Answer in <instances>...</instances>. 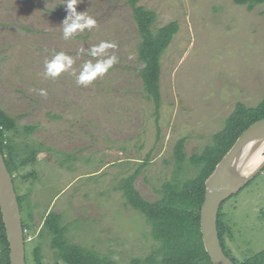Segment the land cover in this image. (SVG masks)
<instances>
[{
	"label": "rangeland",
	"instance_id": "obj_1",
	"mask_svg": "<svg viewBox=\"0 0 264 264\" xmlns=\"http://www.w3.org/2000/svg\"><path fill=\"white\" fill-rule=\"evenodd\" d=\"M75 2L96 25L64 39L68 0H0V109L18 125L8 141L22 157L27 149L40 151L14 182L30 227L26 257L35 264L39 248L43 264H55L44 224L57 213L70 242L116 264H159L152 225L127 204L122 186L136 176L143 199H161L164 184L198 175L191 158L214 143L238 103L255 108L264 100V4L249 10L234 0H141L157 14L154 32L179 24L161 58L157 110L144 89L129 0ZM101 42L116 47L91 56ZM59 52L73 58L72 67L46 77L45 62ZM111 55L118 61L105 74L87 86L76 83L86 62ZM223 214L233 258L243 262L264 250V170L226 201Z\"/></svg>",
	"mask_w": 264,
	"mask_h": 264
},
{
	"label": "trees",
	"instance_id": "obj_2",
	"mask_svg": "<svg viewBox=\"0 0 264 264\" xmlns=\"http://www.w3.org/2000/svg\"><path fill=\"white\" fill-rule=\"evenodd\" d=\"M140 1L129 0L141 38L139 60L144 66L141 76L145 92L154 100L158 110L161 102V58L179 32V24L171 22L154 32L153 27L157 21V14L140 5ZM234 3L253 10L256 6L264 4V0H234ZM262 119H264V100L255 108L238 103L233 114L227 119L225 127L214 136V143L201 154L191 158V163L198 169V175L182 184L179 182L164 184L163 196L156 202L143 199L134 188L133 181L136 176L124 182L122 188L127 204L148 218L152 225L153 236L161 244V249L157 254H163V259L159 264H212L201 234V210L205 200L206 181L243 132ZM17 128L16 120L0 109V149L8 170L14 177V182L15 175L20 168L31 163L36 164L40 153L39 150L29 151L27 149L25 150L26 157H22L21 153L9 144L8 136L17 131ZM27 131L31 132L32 129L28 128ZM184 148V141H180L176 146V158L180 166L186 159ZM29 176L31 175L24 176L23 179ZM18 200L22 210L24 198L18 196ZM224 204L219 212L218 230L225 254L235 264H264V250L248 257L243 262L231 256L225 242V236L230 233L231 228L224 221ZM23 223L26 239L30 227L26 221L23 220ZM44 226L53 235L52 248L56 250L57 257L55 264H116L94 249L70 242L66 237L67 229L61 226L60 214H49ZM151 259L152 257L148 260ZM26 260L29 264L28 255ZM34 261L35 264H43L39 248L34 249ZM0 264H10V249L1 209Z\"/></svg>",
	"mask_w": 264,
	"mask_h": 264
},
{
	"label": "water",
	"instance_id": "obj_3",
	"mask_svg": "<svg viewBox=\"0 0 264 264\" xmlns=\"http://www.w3.org/2000/svg\"><path fill=\"white\" fill-rule=\"evenodd\" d=\"M264 148V119L252 124L216 166L206 181L205 200L201 210V234L212 264H235L221 245L218 217L221 206L239 194L264 170V160L251 173L241 164L247 149L258 152ZM264 151V150H263ZM262 151V153H263ZM0 209L10 249V264H27L26 239L14 177L9 172L0 149Z\"/></svg>",
	"mask_w": 264,
	"mask_h": 264
},
{
	"label": "clouds",
	"instance_id": "obj_4",
	"mask_svg": "<svg viewBox=\"0 0 264 264\" xmlns=\"http://www.w3.org/2000/svg\"><path fill=\"white\" fill-rule=\"evenodd\" d=\"M68 15L64 19L62 25L64 39H69L77 31H83L88 28L91 29L96 25V21L83 15L81 12L76 11L75 0H68L66 4ZM114 43L101 42L99 45L92 47L90 55L93 57L106 55V49L115 48ZM82 51V50H81ZM118 58L115 55L108 56L106 59L97 60L96 63L91 61L86 62L76 79L78 85L87 86L96 77L105 74L109 68H111L115 63H117ZM74 60L72 57L68 56L64 52L56 53L51 60L45 62V76L56 78L62 72L67 71L72 67ZM41 95H46L45 91L40 90Z\"/></svg>",
	"mask_w": 264,
	"mask_h": 264
},
{
	"label": "bare ground",
	"instance_id": "obj_5",
	"mask_svg": "<svg viewBox=\"0 0 264 264\" xmlns=\"http://www.w3.org/2000/svg\"><path fill=\"white\" fill-rule=\"evenodd\" d=\"M264 150L261 149L258 152H251V149H247L246 152L244 153V156H246L243 161H242V168L244 169V172L247 174L253 172L264 160V157H262V151ZM18 196V195H17Z\"/></svg>",
	"mask_w": 264,
	"mask_h": 264
}]
</instances>
